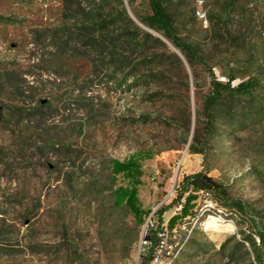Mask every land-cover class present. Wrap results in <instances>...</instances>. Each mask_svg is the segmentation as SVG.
I'll return each mask as SVG.
<instances>
[{
  "label": "rangeland",
  "instance_id": "1",
  "mask_svg": "<svg viewBox=\"0 0 264 264\" xmlns=\"http://www.w3.org/2000/svg\"><path fill=\"white\" fill-rule=\"evenodd\" d=\"M227 1L203 0L209 16H222L220 28L212 19L205 28L196 0H165L178 34L200 45L219 80L234 70L262 81L254 100L229 102L236 123L218 121L201 154L190 145L210 91L208 71L192 69L140 21L136 13H150L148 0L123 2L137 26L178 54L188 79L176 62L162 65L163 58L141 57L118 70L79 31L81 10L93 0H0V264H140L147 236L178 252L173 264H245L242 248L235 259L228 256L245 235L259 242L258 235L241 223L246 217L208 196L193 203L194 214L175 232L166 230L180 210L184 176L201 170L226 184L264 226V0H239L231 27ZM231 29L240 41L219 36ZM148 49L163 50L154 39ZM147 151L153 158L141 157L139 186L147 214L139 224L126 205H115L114 191L128 181L113 178L111 161ZM211 222L231 226L215 230Z\"/></svg>",
  "mask_w": 264,
  "mask_h": 264
},
{
  "label": "trees",
  "instance_id": "2",
  "mask_svg": "<svg viewBox=\"0 0 264 264\" xmlns=\"http://www.w3.org/2000/svg\"><path fill=\"white\" fill-rule=\"evenodd\" d=\"M238 1L228 0V6H224V14L227 20L230 19L231 21L228 23V26L233 24L234 11ZM104 2L105 0H93V5L90 8H82L81 14L83 15L82 21L84 27L79 28V31L83 33L84 37L92 41L91 44L97 47L101 53L107 52L118 70L119 67L125 68L130 66L134 60L141 57L142 61H149L151 59L155 61L156 59L163 58L162 65L169 66L170 60L176 62L179 69L183 72L185 79H188V74L184 71L185 64L183 60L177 53L168 52L166 50L167 44L161 38H156L151 32L142 30L137 26L129 16L123 0H118V4L115 7H110V4L105 5ZM129 3L130 5L132 4L131 0ZM148 3L150 8L148 15L143 17L136 13L140 21L149 30L161 34L180 51L192 69L195 66H200L208 71L210 91L202 102L201 110L197 113L196 128L190 145L191 153L204 154L205 148H207L214 135L218 121L222 122L228 119L231 123L235 124L238 115L234 111L233 105L241 102L243 99L254 100L256 92L261 86V78L259 75L252 74L251 72L239 76L234 70H230L224 73L226 76L225 81L219 80L213 67L209 66L205 52L200 48V45L195 41L184 39L178 34L169 4L165 0H148ZM108 7H110V10L106 13L108 18H105L104 13ZM221 17L220 15L213 19L208 14V19H212L214 25L216 24L218 28L221 27L219 22ZM128 25L133 28L132 31H130ZM105 36H111L112 38L106 41ZM219 36L226 37L225 40L236 43L240 41L242 34L240 32L234 34V31L231 29L230 31H224ZM150 39H154L163 50L161 52H149V49L146 50V45ZM139 49L142 50V54L134 59L133 53ZM134 66L132 67V71L134 72L128 74L132 77L135 76ZM260 73H264V68L260 70ZM238 77H241V79L236 84L235 80ZM194 84L196 87L199 85L197 80H195ZM229 102L233 105L229 106ZM141 157L151 159L153 158V154L147 151L140 156L133 155L123 161L117 159L111 161L113 178L116 179L118 176H123L128 181V185L119 186L114 191L115 205L118 207L126 205L139 224L144 223L147 214L141 207L139 199V186L142 184V177L144 175ZM200 196H208L212 202L230 211L235 210L244 219L246 217V220H243L241 223L248 225L250 231H254L259 237V242H257L253 233H251L245 235L243 240L237 241L236 246L228 256L229 260L235 259L239 250L238 248H242L246 257L244 260L245 264H264V226L261 224L260 227L257 224L255 218L252 216V208L242 200L232 198L228 186L212 177L208 170H201L184 176L176 198V203L179 204L180 210L168 220L167 230L169 233H173L179 227V222L194 214L193 203ZM237 224L241 225L239 222ZM146 240L150 241L151 245L147 247L145 252H141L140 264H149L158 244L151 236H147ZM247 245H249L250 249H248Z\"/></svg>",
  "mask_w": 264,
  "mask_h": 264
},
{
  "label": "built area",
  "instance_id": "3",
  "mask_svg": "<svg viewBox=\"0 0 264 264\" xmlns=\"http://www.w3.org/2000/svg\"><path fill=\"white\" fill-rule=\"evenodd\" d=\"M197 1V8H196V16L198 20L201 22V24L205 27H209V20H208V14L207 11L203 7V0H196ZM167 230V227H166ZM168 231V230H167ZM176 229L173 231L175 232ZM145 246H143V249L141 252H145L147 247L151 245V242L148 240H145ZM140 252V253H141ZM178 252L176 254L167 252L166 250H163V244L160 241V243L157 244L153 254L152 258L149 262V264H173L177 257Z\"/></svg>",
  "mask_w": 264,
  "mask_h": 264
},
{
  "label": "bare ground",
  "instance_id": "4",
  "mask_svg": "<svg viewBox=\"0 0 264 264\" xmlns=\"http://www.w3.org/2000/svg\"><path fill=\"white\" fill-rule=\"evenodd\" d=\"M212 223V222H211ZM231 225L230 224H225V225H219V224H215V223H212V227L215 228V230H222L223 228H226V227H230ZM214 230V231H215ZM220 232V231H219Z\"/></svg>",
  "mask_w": 264,
  "mask_h": 264
},
{
  "label": "water",
  "instance_id": "5",
  "mask_svg": "<svg viewBox=\"0 0 264 264\" xmlns=\"http://www.w3.org/2000/svg\"><path fill=\"white\" fill-rule=\"evenodd\" d=\"M171 44V43H170ZM171 46L176 50V52L178 53V54H180L182 57H183V55L180 53V51H178L172 44H171ZM184 58V57H183ZM0 109H1V106H0ZM1 117V116H0Z\"/></svg>",
  "mask_w": 264,
  "mask_h": 264
}]
</instances>
